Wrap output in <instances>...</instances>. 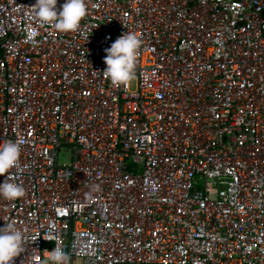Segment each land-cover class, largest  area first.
Wrapping results in <instances>:
<instances>
[{
	"label": "built area",
	"instance_id": "2783aa9c",
	"mask_svg": "<svg viewBox=\"0 0 264 264\" xmlns=\"http://www.w3.org/2000/svg\"><path fill=\"white\" fill-rule=\"evenodd\" d=\"M35 2L0 0V142H22L24 195L0 197V226L25 235L14 264L56 243L70 264H264V0H86L69 32ZM128 30L136 75L114 85L105 49Z\"/></svg>",
	"mask_w": 264,
	"mask_h": 264
},
{
	"label": "clouds",
	"instance_id": "9594fccd",
	"mask_svg": "<svg viewBox=\"0 0 264 264\" xmlns=\"http://www.w3.org/2000/svg\"><path fill=\"white\" fill-rule=\"evenodd\" d=\"M58 0H36L33 5L41 22L51 23L59 32L76 31L81 20L86 16L88 6L86 0H64L58 8ZM142 42L136 33L126 31L119 36L110 47L105 49L104 62L106 69L103 74L114 85H124L136 75L137 52ZM21 139H5L0 142V176L7 174L0 182V197L14 201L24 195V188L14 178L23 169L17 165L21 157ZM15 169V173L13 170ZM24 231L14 220H7L0 226V264H14V259L25 251ZM44 259V264H70L69 254L56 243ZM32 264H35L33 258Z\"/></svg>",
	"mask_w": 264,
	"mask_h": 264
},
{
	"label": "rangeland",
	"instance_id": "374dc122",
	"mask_svg": "<svg viewBox=\"0 0 264 264\" xmlns=\"http://www.w3.org/2000/svg\"><path fill=\"white\" fill-rule=\"evenodd\" d=\"M59 161L61 164H68L71 162V153L68 151H61V153L59 154ZM212 198H216L217 197V192L214 191L211 194Z\"/></svg>",
	"mask_w": 264,
	"mask_h": 264
}]
</instances>
